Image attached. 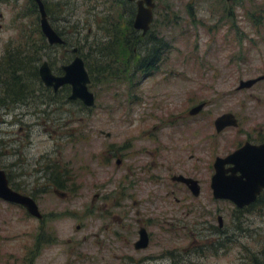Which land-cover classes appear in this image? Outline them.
<instances>
[{
    "label": "rangeland",
    "instance_id": "obj_1",
    "mask_svg": "<svg viewBox=\"0 0 264 264\" xmlns=\"http://www.w3.org/2000/svg\"><path fill=\"white\" fill-rule=\"evenodd\" d=\"M26 1L0 0V57L11 41L19 43L20 31L34 28L36 15L39 24L38 12L33 14L28 11ZM44 1L53 12L48 18L55 30L61 32L69 48L80 46L82 56L90 53L88 59L94 66L96 62H93V58L105 53V49L101 50L103 41L107 39L102 20L111 12L108 3H112L113 7L120 3L114 0ZM252 1L262 0H156L159 6H169L172 16L168 28H155L164 33L171 44L163 67L179 74L185 69L197 70L190 75L191 80L185 82L180 76H175L163 86L161 90L165 92L161 95L160 104L165 106L167 112L171 109L176 112L185 105L187 90H197L202 100L217 98L212 107H207L211 111L214 109V116L231 111L237 116L240 128L254 129L255 133L263 128L261 131L264 133V78L250 87L238 89L240 80L264 75V39L259 41L244 17V10ZM232 5L233 9H230ZM222 9L234 14L227 20L226 15L223 13L224 18L220 12ZM229 20L239 29L230 27ZM242 31L248 34L245 40L241 39ZM248 38H253L254 43ZM143 47L140 44V50ZM48 51L55 65L64 63L60 55L64 52L62 48L54 47ZM43 58L48 59L46 56ZM101 79L91 88L98 104L93 107V114L83 126L78 121L70 124V111L74 112L75 117L81 115L78 107L72 104L59 110L46 109V105H42V109L49 110V113H40L37 119L27 117L24 124L17 120L10 123L12 113L24 110V107L15 106L12 113L7 115L0 108V163L17 164L11 169L13 180L23 187L24 192L35 195L39 209L46 216L41 224L38 218L27 214L24 209L0 200V264H31V261H34L33 264H253L254 256L263 258L264 201L252 206L238 220L232 203H207L203 197L205 193L197 199L184 198L180 203L171 197L163 201V198H154L144 207L152 209L156 202L161 201L160 205L172 218L158 219L161 213L158 214L156 210L153 213L141 212L157 219L150 222L151 240L148 247L135 250L132 246L135 231L130 234L111 216L78 218L64 213L77 209L73 202L55 195L52 187H46L45 192L39 191L44 187L41 183L43 180L38 181L41 163L54 162L61 169H67L69 159L78 165V160H86L87 151L98 149L97 143L103 138L98 134V129L105 127L102 118L108 116L102 113L100 103L119 100L126 89L125 83L111 81L109 77ZM150 83L146 81L141 86H146L148 91ZM44 100H47L46 94ZM143 100L146 102L137 109L138 116L142 106L146 108L150 100L157 101L149 97ZM118 115L117 112L113 114ZM76 127L80 128L79 133L92 132L95 138L93 143H86L85 147L82 144L72 147L68 142V133L70 128ZM233 131L229 129L227 132ZM238 134L237 138L244 137L243 133ZM229 138L230 135L226 140ZM226 140L220 146L221 153L231 149ZM155 189L156 193L164 190L160 186ZM94 191L91 189L89 198ZM86 195L88 193L81 190L75 201L84 203ZM197 200L200 207L206 205L211 211L207 213L203 210V219L199 207L194 211L189 210V205L192 208ZM109 209L112 213L116 211L115 206H109ZM218 214L223 218L221 231L212 228L218 227ZM42 227L43 232L40 231ZM124 231L128 233L126 239L122 237V234L126 235ZM217 241L223 242L225 247L214 251L209 245ZM30 258V261L27 260Z\"/></svg>",
    "mask_w": 264,
    "mask_h": 264
},
{
    "label": "flooded vegetation",
    "instance_id": "obj_2",
    "mask_svg": "<svg viewBox=\"0 0 264 264\" xmlns=\"http://www.w3.org/2000/svg\"><path fill=\"white\" fill-rule=\"evenodd\" d=\"M118 1H120V5H116L115 9L114 7L110 8L111 12L102 20L103 31L105 30L104 35L107 38L103 43L106 46L108 40H111L109 38L111 27L116 28V33L120 37L123 35L124 39L132 42V56L133 59L137 58L136 61L133 60L135 61L133 65H136V67L126 70L107 69L105 68L109 64L106 60L107 53H103L104 62L96 63L94 67L90 66L91 62L88 59L90 53H87L83 58L80 48H69L64 37H62L64 40L63 44H56L60 45L64 51L60 53L61 60L64 63L60 65L53 64L50 67L55 76H61L64 74L63 66L70 64L79 55L89 76L88 89L91 92H93L91 90L93 84L99 83L102 77H109L111 81L115 80V82L125 83V93H122L119 100H109L100 103L102 113L108 114V116H103L102 118L105 127L98 129V134L103 137L97 143L98 149L94 152L87 151L86 160L83 159L82 162L78 160L80 161L78 165H75L74 161L69 159L67 169H61L54 162L41 163L38 170L41 172V177L38 181L42 179L41 183L44 184V187L39 188V191L45 192V188L50 186L54 194L60 199L73 202L72 205L77 210L64 211V213H71L78 218L81 216L83 218H94L97 216L108 218L109 215L120 224L122 229H127L130 234L135 231L132 246L135 250H140L148 247L151 240L150 222L157 219L156 216L151 217L147 213L142 214L141 212L151 211L153 213L156 210L158 214L161 213L158 215V219L172 218L168 217L166 208L160 205L161 201L156 202V206L152 209L144 207V204H147L149 200L153 201L154 198L160 197L163 198V201L171 197L177 203H180L184 198L197 199L205 193L203 197L207 203H213L214 201L232 203L235 206L234 211L237 213V219L239 218L238 213L243 216L249 205L263 203L264 189L260 191L255 201L243 208H239L230 200L215 198L211 183L215 173L214 164L217 158H224L247 143L250 145L263 144L264 133L261 131L263 128L258 133H255L254 129L240 128L237 116L231 111H224L214 116V109L211 111V108L207 107H212L216 103L217 98L208 101L202 100L197 90H187L183 103L185 105H182L176 112L172 109L167 112L165 106L160 104L161 95L165 92L161 90L163 86L169 83L171 77L175 76H180L185 82L191 80L190 75L197 71L185 69L179 74L163 67L166 64V53L170 50L171 44H169V40L166 39L164 33L156 30L169 27L172 19L170 8L166 5L159 6L154 0L152 21L147 31L143 33L142 30L134 26L138 8L136 1ZM230 9H233V5ZM226 11L224 9L220 11L224 18V14L226 17L234 14L232 11L228 13ZM251 13V7L249 8L248 6L244 10V17L256 32L255 25L249 19L252 15ZM156 27L157 29H155ZM237 27L239 28V26ZM244 33H242L243 36L241 37L243 40L246 39V36L248 37V34ZM150 39L159 44L155 49L159 55L158 61L155 62L153 58L149 57L150 61L141 62L140 43ZM258 39L261 41L262 37L259 35ZM248 40L253 41V38H248ZM74 48H77L76 52L73 51ZM42 62L43 60L38 63L37 67L38 83L28 88L29 91H26L27 94L22 100L15 102L7 100L8 98L5 99V102L0 100V108H3L5 115H7L12 113V109L15 106L20 107L21 105L24 107V110L12 113L13 120L10 122L17 120L23 121L24 124V120L27 117L37 119L40 113L47 115L49 110L46 109L50 107L59 110L65 105L72 104L78 107L79 113L84 115V117L81 115L75 117L74 112L70 111V124L74 123L73 121H78L83 126L85 121L93 114V107L98 104L95 100L94 92V103L88 105L79 98H70L72 85L69 83L61 84L55 89L51 86H45L38 72ZM98 65H100V68L97 67ZM201 75H204V73ZM10 79L7 75H4V81L2 82L0 76V91L9 87L11 84ZM146 81L151 82L148 84L150 85L147 89L148 91L145 89L146 86H141ZM44 87L52 94L51 98L47 97V100H44ZM145 97L156 99L157 101L150 100L148 107L142 106L138 116L137 109L146 102L143 100ZM199 104H203L202 108L196 113H191V109ZM42 105H46V109L43 110ZM115 112L120 115L113 116ZM225 113L233 114L237 124L227 125L218 130L215 126V120L218 116ZM16 116L19 118H16ZM140 124L144 126L140 127ZM21 129L22 127L19 130ZM229 129H234L235 131L229 133L227 132ZM79 131H81L79 127L70 128L69 130L68 142L71 143L72 147H77L79 144L85 147L86 143H93L95 138L92 137V132L87 134L86 132L79 133ZM238 132L240 134L243 133L244 137L237 138ZM229 135L230 138L226 140ZM225 140L231 149L221 153L219 149ZM204 154H207L205 155V162ZM77 155L80 156L78 153ZM16 165L13 163L9 165L0 163V168L6 173L8 185L19 193L31 196L37 203L35 195L24 192L23 187L13 180L11 169H14ZM231 167H233L231 163L224 164L227 175L231 173L229 169ZM236 174L238 175L240 172L238 171ZM156 186H160L164 190L156 193ZM91 189H95V191L92 192L89 198ZM81 190L88 193L84 203L75 201L78 195L81 194ZM195 191H197V194H195ZM177 194H180V196ZM0 200L9 205L18 206L29 214L26 208L18 203L7 201L1 197ZM198 203L199 200L195 201L192 208L189 205V210L194 211L199 207V214L201 219H203V210L207 213L211 211L206 205L200 207ZM109 206H115L116 211L112 213ZM39 211L41 212L40 209ZM219 217L222 219V226L219 224ZM216 219L218 227L212 228L221 231L223 218L218 214ZM39 220L41 224L46 220V216L42 212ZM124 220L129 222L125 223ZM238 227L241 228V225L238 224ZM142 229H144L148 237V244L144 248H137L135 244L140 238ZM43 230L44 228L42 227L40 231L43 232ZM123 233L126 235L122 234V237L126 239L128 233L126 231ZM36 255L37 253L35 252ZM31 259L27 260L30 261ZM33 262L31 261V264Z\"/></svg>",
    "mask_w": 264,
    "mask_h": 264
},
{
    "label": "water",
    "instance_id": "obj_3",
    "mask_svg": "<svg viewBox=\"0 0 264 264\" xmlns=\"http://www.w3.org/2000/svg\"><path fill=\"white\" fill-rule=\"evenodd\" d=\"M36 4L39 14V27L45 36L48 44H63L62 36L55 30L49 21L43 0H33ZM136 1L137 13L134 20V26L143 33L149 28L152 21V8L154 0H129ZM74 52L77 48L73 49ZM64 74L55 76L47 60H43L38 68L39 76L45 86H51L54 89L64 83L72 85L70 98H79L88 105L94 103V94L88 89L89 76L84 67L82 58L78 55L68 65L63 66ZM264 75L247 80H240L238 89L250 87L252 84ZM199 104L191 109V113H196L202 108ZM237 120L231 113H225L218 116L215 120V126L221 130L227 125H236ZM231 163L233 167L230 174L224 164ZM215 173L212 177L211 188L215 198L227 199L235 203L239 208L249 205L255 201L257 195L264 189V143L260 145L244 144L240 148L231 152L224 158H217L215 161ZM240 174H236V172ZM189 180V179H184ZM196 189V188H195ZM197 191H195V194ZM0 197L11 202L24 206L29 214L36 218H41V212L35 200L29 196L19 193L8 185L6 173L0 168ZM219 224L222 226V219L219 217ZM148 244V237L144 229L140 232V238L136 242L137 248H144Z\"/></svg>",
    "mask_w": 264,
    "mask_h": 264
},
{
    "label": "trees",
    "instance_id": "obj_4",
    "mask_svg": "<svg viewBox=\"0 0 264 264\" xmlns=\"http://www.w3.org/2000/svg\"><path fill=\"white\" fill-rule=\"evenodd\" d=\"M114 1L115 3L117 2L120 3V1L118 0H114ZM26 2H27L26 7L28 8V11H30L33 14L38 12L36 4L33 0H27ZM44 3H45L47 14L52 16L53 12L52 11L50 12L49 5L45 1ZM108 5L110 8L113 7V4L110 2L108 3ZM115 7L116 5L114 6V8ZM250 7H251L252 15L250 16L249 19H251L253 24L255 25L253 26L255 27L258 36L260 35V37L264 39V13H263L264 12V0L257 1V2L252 1L251 4H249V8ZM229 18L231 17L230 16L227 17V20ZM228 22L230 24V27H234V23L232 20H229ZM35 24L36 25L34 26L33 29L23 31V32L20 31L21 37L19 39V43L16 44V42L11 41V43L7 45V48L4 50V53L0 57V76H1L2 82L4 81V75H7L9 79L11 78L10 79L11 84L9 85L8 83L9 87L6 90L0 91V100L3 102H5V99L7 98H8L7 100L11 102L22 100L24 96L27 94V92L29 91L28 88H30L31 86H35V83H38L37 82V79H38L37 67H38V63L44 60L43 58L44 56L48 57V59L46 60L48 61L51 67L54 64L51 60L52 58H50L48 49H51V48L53 49L54 47L59 48L60 45L48 44L45 36L42 34L41 30L39 29L37 15H36ZM235 28L239 29L237 26H235ZM242 33L244 32L242 31ZM109 38H111V40H108L107 45L101 47L102 51L106 49L104 52L107 53L106 60L109 62V64L105 68L126 70V69H132L136 67V65H133L134 62L137 60V58L133 59V56H132V53H133L132 42L124 39L123 35H121L120 37L116 33V28H112V27L110 29ZM253 43H254V40H253ZM140 44L144 46L143 49L139 50L141 54L140 55L141 62L150 61V58H153L155 62L158 61L157 59L159 55H158V52L155 51V49L159 44H157L155 41H151V39L146 40V42L143 41ZM60 48L62 47L60 46ZM103 57L104 56L102 52L100 56L93 58L94 59L93 62L102 63L105 61ZM90 66L92 65L90 64ZM97 67L100 68V65H98ZM89 68L91 69V67ZM44 93L47 95V97L51 98L52 94L49 91H47L45 87H44ZM1 104H4V103H1ZM258 204H262V203H258ZM254 205L255 204L249 205L246 212H249L252 206ZM238 214H239L238 217L240 218L241 213H238ZM218 241L216 243L209 245L213 247L214 251H218L220 248L225 247L223 242H218ZM253 264H264V255H263V258L254 256Z\"/></svg>",
    "mask_w": 264,
    "mask_h": 264
}]
</instances>
